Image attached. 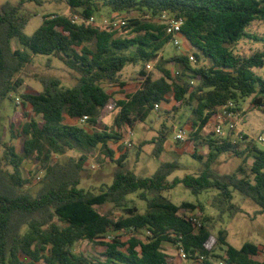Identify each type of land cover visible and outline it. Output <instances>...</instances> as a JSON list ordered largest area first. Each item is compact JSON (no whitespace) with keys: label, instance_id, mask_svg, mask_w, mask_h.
I'll list each match as a JSON object with an SVG mask.
<instances>
[{"label":"trees","instance_id":"trees-1","mask_svg":"<svg viewBox=\"0 0 264 264\" xmlns=\"http://www.w3.org/2000/svg\"><path fill=\"white\" fill-rule=\"evenodd\" d=\"M71 15L51 14L28 36L27 19L20 17L25 3L7 2L0 7V107L11 93L23 85L21 73L31 63L32 54L53 55L78 74L72 88L62 86L56 77H42L41 93H22L21 99L31 113L19 126L11 127V137L23 138V151L4 142L0 116V264H175L164 249L170 244L183 249L189 260L212 264L221 259L226 264H264L259 248L247 243L238 249L228 242L227 230L215 233L201 205L175 204L167 194L183 184L193 195L214 190V206L220 215L240 209L233 203L234 192L251 199L264 214V150L253 142L241 148L230 134L218 137L213 132L203 138L202 131L216 120L230 101L253 97L254 106L264 109V81L256 70L264 67V49L250 55L236 52L245 39L263 41L251 34L253 23H264V0H63ZM103 9L113 13L138 12L124 30L129 36H117L116 30L98 25L74 23L72 17L96 18ZM183 19L182 36L196 61L193 67L187 53L163 62L161 52L171 43L166 25L159 21L163 13ZM149 17V18H147ZM17 41L22 48L14 49ZM155 62L160 75L154 78L141 70V82L131 93L125 92L121 73L128 64ZM167 63L181 65L173 74ZM119 89L109 92L104 85ZM124 94L122 98L116 95ZM156 104H172V110L191 107L194 114L192 157L203 169L199 174L168 178L180 169L178 160L163 162L151 177L136 175L128 169L129 149L121 133L146 122ZM113 105L117 110L116 127L98 130L103 111ZM34 116H33V115ZM88 117L87 125L70 123ZM40 118V120L38 119ZM169 128L162 124L155 139L154 155L165 150ZM243 139L248 135L243 134ZM148 144L144 141L141 144ZM208 147V155L199 153ZM99 148L102 162L115 163L111 185L99 193L80 188L88 157H66L69 151L90 152ZM141 148L137 150L140 156ZM232 153L252 159L249 172L243 166L231 174H220L214 164L220 156ZM29 159L39 162L43 176L33 194L23 165ZM56 159V160H55ZM146 202L141 213L128 199L131 194ZM106 204L121 210L117 219L103 214L98 207ZM200 209V215L191 212ZM109 232H127L107 240ZM146 232L143 240L139 234ZM97 242L104 250L99 256L76 253L80 242ZM218 250H225L218 255Z\"/></svg>","mask_w":264,"mask_h":264},{"label":"rangeland","instance_id":"rangeland-1","mask_svg":"<svg viewBox=\"0 0 264 264\" xmlns=\"http://www.w3.org/2000/svg\"><path fill=\"white\" fill-rule=\"evenodd\" d=\"M21 0H0V7L10 2L12 4H18ZM23 6L20 10V17L27 19L28 24L24 30L25 34L31 36L35 30L42 24L43 17L51 14H61L69 16L71 10L69 6L63 0H24ZM122 17L128 21L134 18H140L138 12L129 13H113L108 9H103L102 12L96 16V22L101 24L104 19L111 17ZM251 34L264 38V23H253L250 27ZM117 36H129L131 30L117 29ZM183 47L178 49L172 43H168L161 52L163 62L170 60L171 58L187 53L188 56L192 55L193 51L190 46L182 40ZM13 48H22L17 41H14ZM236 52L241 55H250L258 50L264 49L263 41L242 40L236 46ZM192 61V60H191ZM146 64L140 62L139 64H128L121 73V80L125 82V92H134L139 84L142 76L141 70L147 71ZM206 64L203 61H192L193 67L202 66ZM166 67L172 71L182 72L181 65H174L173 63H167ZM148 72V71H147ZM146 72V73H147ZM154 78L160 75L159 70L154 67L149 72ZM256 75L264 81V67L256 70ZM23 78V85L18 92L11 93L9 98L2 102L0 107L1 116V131L3 133L4 142L14 145L19 153L23 151V138L11 137V127L19 126L27 119L24 117V113H31L28 106L22 103V93H41L43 86L40 82L42 77H56L62 82V86L66 88H72L77 83L78 74L71 71L64 62L53 55L44 54H32V61L29 63L21 73ZM104 87L109 92L117 91L118 87L105 84ZM124 94L116 95V98L122 97ZM252 98H245L240 100L239 107L241 108L242 117L240 118L239 128L248 135V139L240 140L241 148L247 147L250 142L257 145L258 148L264 150V144L258 141L260 136L264 137V109L258 108L253 105ZM19 99V100H17ZM20 101V102H19ZM33 115V114H32ZM117 110L113 105H109L102 113L100 123L97 126L98 130H104L106 127L115 128V117ZM34 116V115H33ZM194 114L191 107L183 108L179 111L172 110V104H162L159 111H153L146 122L136 124L132 130L131 141L132 146L129 149L128 169L134 172L138 176L151 177L157 171L159 166L163 162H170L178 160L180 162V169L171 175L168 180L171 182L175 178H183L189 174H199L203 165L192 157L194 153V146L191 144L190 132L192 130V120ZM40 120V118L38 117ZM166 124L169 128L168 136L165 141V150L158 158L154 155V149L156 147L155 139L159 135V130L162 124ZM180 129H186L188 131V137L185 141L175 140V135ZM213 130V124H209L201 133L203 138L211 136ZM130 128L124 127L121 131L124 139H128ZM243 135V134H242ZM144 141H148L141 148V144ZM141 148L140 156H137V150ZM4 148L0 147V154H3ZM208 147L201 146L199 153L204 156L208 155ZM86 154L88 157L85 169L82 173V182L80 188L85 190H91L95 193L100 192V188L111 185L114 180V171L117 166L112 162H102L103 155L99 148L92 151L84 152L81 150L69 151L65 156L61 157H80ZM244 157L235 156L232 153H225L220 156L219 160L214 164V169L220 174H231L240 166H243L246 171L249 172L252 164V159L247 158L246 163L243 161ZM56 160V159H55ZM24 175L30 180V184L27 189L33 194L39 189L40 180L43 176V172L40 169V164L37 161L29 159L23 165ZM138 194H131L128 199L132 201L141 213H144L147 205L146 202L138 198ZM217 195L214 190L204 192L200 195H193L191 191L183 184L177 185L167 196L175 203L182 204L183 202H190L195 205H201L204 214L209 217V226L218 233L221 230H227L228 242L235 248H242L245 244L251 243L257 246L260 250L258 259L264 260V214H260V207L251 199L242 196L238 191L234 192L233 203L240 209L238 212L231 210L220 215L217 207L214 206L213 199ZM98 210L103 214H110L113 218L117 219L123 212L116 209L113 204H106L98 207ZM200 209L191 212L194 216L200 215ZM146 232L139 234L141 239H145ZM109 235H118L121 241L126 242L131 234L127 232L114 233L109 232ZM109 241V238H107ZM165 251L173 257L175 264H201L199 260H189L183 258L178 248L170 245H164ZM104 248L97 242L83 241L76 245L74 251L76 253H85L86 255L99 256L103 252ZM225 250H218V255H224ZM212 264H226L221 259H213Z\"/></svg>","mask_w":264,"mask_h":264},{"label":"built area","instance_id":"built-area-1","mask_svg":"<svg viewBox=\"0 0 264 264\" xmlns=\"http://www.w3.org/2000/svg\"><path fill=\"white\" fill-rule=\"evenodd\" d=\"M71 19L74 23H84L87 26L98 25L103 29H107V30L121 29L122 27L126 26L128 23V20L126 18H122L118 16L111 17L109 19H104V21L101 24H98L96 22V18L94 17H91L89 19H84L78 15H74ZM159 21H161L166 25V34L171 36V43L178 49H181L183 47L182 40L184 41L183 36L181 34L182 27L184 24L183 19H178L176 17L170 16L168 13L165 12L159 17ZM190 59L196 62V58L193 55H190ZM154 67H155L154 61H150L146 64V69L148 72L152 71ZM161 107L162 104H156L154 110L159 111ZM241 117H242L241 111L236 108L235 103L232 101L228 102L221 109V112L218 114L216 120L214 121L212 132L218 137H225L228 134H230L231 139L234 143L240 141L242 138V134H245L239 128L238 121L240 120ZM87 121H88V117L84 116L78 120V124H80L81 126H86ZM131 135H132V130L130 129L128 134L129 138L124 139L123 141L124 145L129 147L132 146ZM187 137H188V131L186 129H180L175 135V140L185 141ZM258 141L264 144V137L260 136L258 138ZM108 238L111 239L113 237L109 235ZM179 251L183 258L188 259L187 254L184 252L183 249H179ZM262 253L264 254V251ZM198 259L203 260L204 258L199 257Z\"/></svg>","mask_w":264,"mask_h":264},{"label":"crops","instance_id":"crops-1","mask_svg":"<svg viewBox=\"0 0 264 264\" xmlns=\"http://www.w3.org/2000/svg\"><path fill=\"white\" fill-rule=\"evenodd\" d=\"M140 82H141V80H140ZM118 89H119V88H118ZM118 89H117V90H118ZM118 95H119V94H118ZM120 95H121V94H120ZM122 97H124V95H123ZM122 97H118V98H122ZM118 98H117V99H118ZM68 122L73 123V124H74V123H78L76 120H70V121H68Z\"/></svg>","mask_w":264,"mask_h":264}]
</instances>
